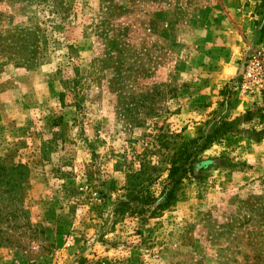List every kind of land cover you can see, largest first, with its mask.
I'll list each match as a JSON object with an SVG mask.
<instances>
[{
	"label": "rangeland",
	"instance_id": "374dc122",
	"mask_svg": "<svg viewBox=\"0 0 264 264\" xmlns=\"http://www.w3.org/2000/svg\"><path fill=\"white\" fill-rule=\"evenodd\" d=\"M263 46L264 0H0V264H264Z\"/></svg>",
	"mask_w": 264,
	"mask_h": 264
},
{
	"label": "trees",
	"instance_id": "16d2710c",
	"mask_svg": "<svg viewBox=\"0 0 264 264\" xmlns=\"http://www.w3.org/2000/svg\"><path fill=\"white\" fill-rule=\"evenodd\" d=\"M212 137L207 136L204 139L205 144L210 143ZM195 141H189L187 143L182 142L181 146L178 148V157L171 158L169 161V168L167 169V185L169 186L167 191L165 192L162 204L158 205L160 208L163 205H168L172 201H175L174 192L176 190V186L181 183V180L186 176L187 173H190V162L186 163V158H188L192 153H187V145L194 143ZM205 144L198 147L199 151H203L205 149ZM184 157L182 162L179 164L178 159ZM150 169H153L151 167Z\"/></svg>",
	"mask_w": 264,
	"mask_h": 264
},
{
	"label": "built area",
	"instance_id": "2783aa9c",
	"mask_svg": "<svg viewBox=\"0 0 264 264\" xmlns=\"http://www.w3.org/2000/svg\"><path fill=\"white\" fill-rule=\"evenodd\" d=\"M239 79L242 84L261 85L264 83V46L256 51H247L242 64ZM236 82H234V86ZM239 84V83H237Z\"/></svg>",
	"mask_w": 264,
	"mask_h": 264
}]
</instances>
